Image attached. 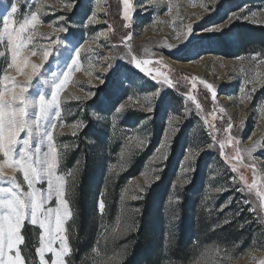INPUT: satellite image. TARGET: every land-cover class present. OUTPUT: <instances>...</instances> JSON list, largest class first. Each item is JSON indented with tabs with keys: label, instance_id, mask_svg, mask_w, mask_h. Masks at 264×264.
Here are the masks:
<instances>
[{
	"label": "rangeland",
	"instance_id": "obj_1",
	"mask_svg": "<svg viewBox=\"0 0 264 264\" xmlns=\"http://www.w3.org/2000/svg\"><path fill=\"white\" fill-rule=\"evenodd\" d=\"M72 2L73 0H20L18 15L14 19L22 20L25 14L30 15L36 11L40 22L35 26L33 43L22 49L18 63L24 73H28L32 64L41 62V49L51 47L49 58L41 69L42 75L33 78V86L29 90L30 94L38 97L41 89L50 93L49 87L42 83L43 80L51 81L53 73L62 78L63 73L69 71L67 66L76 57V48L91 49L82 50L80 56L76 57L77 66L69 72L68 83L60 93L62 102L67 103H62L64 126L60 127L58 124L56 132L61 134L57 136L58 145L71 146L61 163V171L74 169L78 160L85 165L87 160H83L85 158L82 155L92 160L95 168L104 171V180L98 191L94 189L90 195L95 204L99 227L101 228L102 223L115 226L117 216L126 217L127 210L139 208L141 211L135 216L136 227L141 222L155 223L164 238L171 231V245L175 244L178 230L182 226L186 236L193 238L195 246L188 251V262L185 264H200L201 254L205 251L218 253L214 257L215 264H261L264 261V211L260 209L257 190L264 192V151L256 150L249 160L247 153L238 154V149H246L252 141L264 143V112L261 111L264 109V84L261 83L264 81V55L244 53L225 56L222 52L234 44L205 39L194 40L179 51L170 49L168 45L178 44L177 36L183 39L186 26L195 25L199 18L203 19L195 28L197 32L210 26H224L228 17L233 14L241 16L236 22L264 26V0H130L135 16L131 26L127 28V22L122 16V0H78L76 8L70 10L67 5ZM3 14L6 12L0 14V28L3 26ZM93 14L95 23L88 25V19ZM61 17H65V20L61 21ZM62 27L68 31H54ZM129 33L132 35L126 46L124 38ZM33 50L36 54H33ZM0 53L7 54L0 55L2 85L4 69L11 62L6 41L0 43ZM131 55L150 61L145 66V72H140L129 63ZM254 56L255 60L252 59ZM23 57H27V61ZM110 57H115L116 60H111ZM240 57L244 59H238ZM114 63L122 64L128 69V73L122 80V93L112 98L108 111L100 112L94 100L85 97H88L89 92H100L101 95L109 93V87L102 84L101 80L106 79L105 70ZM148 69L152 70L153 75L157 71L169 75L176 84L173 88L165 86L164 99L161 103L152 105V113L139 107L145 95L162 87L145 74ZM257 73L260 74L259 77L256 76ZM9 75L15 76L19 81L26 78L25 75H18L15 68L9 70ZM193 76L197 77L196 81L191 80ZM246 78L252 82L245 84ZM200 80L216 87L215 100ZM193 83L196 84L195 88H192ZM254 87L256 90L252 91ZM241 88L245 89V93L240 91ZM189 94L196 98L201 110L198 111L195 104L187 98ZM245 94L251 98H245L242 102L241 97ZM76 97L80 99L77 100ZM121 104L126 105V108L118 115L113 127L112 116L115 108ZM221 107L224 108V113H220ZM93 111L105 116V120L96 121L92 116ZM171 116L179 119L173 120L169 126ZM79 120H83L87 127L73 137L71 126ZM205 120L208 121L207 125ZM245 120L246 127L241 134V125ZM142 121L146 123L142 124ZM229 122L233 124L231 136L235 138L231 144L227 143L229 134L224 131ZM213 125L216 131H213ZM166 134L172 140L166 163H163L153 157L161 149ZM23 135L22 133L21 136ZM137 135L147 137L146 146L134 149L126 161L122 160L120 153L128 138ZM212 135L216 136L215 142ZM249 136L252 141L248 139ZM89 140L95 144L90 145ZM220 140L225 141L223 157L220 155ZM208 144H213V147L208 149ZM97 147L102 150L98 151ZM74 151L76 157L72 155ZM189 151L198 153L191 163L185 161ZM233 157H242L241 163L236 165L237 172H232V164L226 162ZM253 163L256 166L257 189L249 192L246 184L253 181V169L247 165ZM113 166L110 173L109 169ZM185 166L194 171L185 172ZM161 168L162 172L154 171ZM133 169L137 170V175L125 178L124 175ZM0 170L9 176L16 175L18 182L27 190L26 185H23L22 173L13 172L12 168L3 163L2 156ZM155 175L161 178L155 181ZM146 177L154 182L146 187L144 193H140L136 186H144ZM185 180L189 183L183 184L182 181ZM108 184L112 187L111 190H108ZM106 185L105 197L109 198L111 192L117 196L113 206L109 198V209L101 220L97 212V199ZM38 187L46 189V182H41ZM215 188L226 190L219 193L209 191ZM237 188H245V191L238 192ZM125 189L142 198L126 201L122 205L120 197ZM174 193L181 197V203L178 206L179 220L170 229V219L176 215L177 210L175 207L169 209L167 204ZM205 196L209 197L206 202ZM244 200L249 203L244 204ZM54 204L53 200L51 205ZM122 208L125 210L123 214ZM226 220L229 222L224 223ZM101 230L103 232V228ZM25 232L31 242H34L31 245L35 251V247L39 246L40 229L26 222ZM126 235L111 239L114 251L108 256H102L103 264L109 257L125 251ZM101 240V237L98 238L99 242ZM26 242L27 249L22 247V251L28 264H39L38 256L35 254L36 257H33L28 240ZM46 259L50 264L51 255L46 254ZM166 264L182 263L170 261Z\"/></svg>",
	"mask_w": 264,
	"mask_h": 264
},
{
	"label": "snow or ice",
	"instance_id": "obj_2",
	"mask_svg": "<svg viewBox=\"0 0 264 264\" xmlns=\"http://www.w3.org/2000/svg\"><path fill=\"white\" fill-rule=\"evenodd\" d=\"M10 3V10H8V4ZM20 0H0V10L6 12L2 15L3 26L0 28V43L6 41L7 53L11 54V62L7 63L4 69L3 81L0 85V156L3 157V163L12 168L13 172H20L23 176V185H26L27 190L20 182H18L16 175L9 176L0 170V264H28L27 258L22 251V247L27 249L26 238L23 235L26 222L31 226H38L39 232V246L35 247V254L38 256L39 264H49L46 259V254L51 255L50 264H70L69 257L72 255L73 249L70 244V239L75 237V232L70 234L67 225L74 223L77 217V210L73 206V201L76 196V188L79 181V174L82 168L81 161L76 162L74 169L68 171H61V163L66 153L70 150V145H58L57 136L61 135L56 132L58 124L63 127V113L62 103L67 101L61 100L60 93L65 85L68 83L69 72L73 67L77 66L76 57L80 56L82 50L91 51V49L76 48V57L72 58L71 64H68V70L63 73L61 78L58 74L53 73V79L51 81L45 79L42 83L49 87V91L44 89L39 90L38 97L35 94H30L29 90L33 86V78L42 75L41 69L44 67V62L48 60L49 53L52 51L51 47L42 48V59L39 64H32L31 71L24 73L23 68L18 63V58L21 56V51L27 45L33 43V36L35 35L34 29L40 17L36 11L29 14H25L22 20H15L14 17L18 15V5ZM123 3V19L127 22L125 27H130L135 13L132 9V3L130 0H122ZM78 4V0H73L67 7L70 10H74ZM207 7V5H205ZM0 12V14H2ZM171 12V7H169ZM95 14L89 17L87 24L92 25L95 23ZM241 18L233 14L228 17V22L224 26H210L202 28L200 32L195 30L196 26L200 24L203 18H199L196 24H188L186 26L187 31L183 33V39L177 36L178 44L168 45L170 49H176L179 51L181 48L192 44L194 40H214L217 42H223L228 44H235L241 38L238 34L232 32V25ZM245 19H247L245 17ZM61 21L65 20V17L60 18ZM56 32L68 31L67 28L54 29ZM132 33H129L124 38L125 45H129ZM59 43V41H54ZM129 52L131 48L129 46ZM33 54L35 50H33ZM0 55L6 56V53H0ZM27 61V57H23ZM111 60H116L115 57H110ZM243 60V57L238 58ZM253 60L256 57H252ZM129 63L140 72H145V66L150 61L147 59H138L135 55H131ZM156 63H160L156 61ZM223 66V65H221ZM15 68L18 75H25L24 81H19L15 76L9 75V70ZM241 71L244 69L241 67ZM106 79L101 80V83L109 87V93L101 95L100 92H89L88 97L85 99L94 100L95 106L100 112H106L112 102V98L118 97L122 93V80L126 77L128 69L120 63H114L105 70ZM154 81L161 84V88L157 91L145 95L143 103L139 105L141 108H145L146 112L152 113L154 107L152 105L159 104L163 101L165 96V86L167 88H173L176 86L174 81L169 75L157 71L153 75L152 70L148 69L145 73ZM259 73L256 74L259 77ZM192 81H196L197 77H191ZM252 81L245 79L244 83H250ZM178 83V82H177ZM201 84H204L205 88L211 92L213 100L217 95L216 87L204 80H200ZM264 84V81H261ZM196 84H192V88H195ZM255 87L252 91H255ZM242 93H245V89L241 88ZM194 104L196 109L201 110V105L196 102V98L192 95L187 97ZM251 97L247 94L241 97V101ZM79 100V97H76ZM126 105L121 104L115 108V113L112 116V125L115 127L116 120L119 114L123 113ZM220 113H224V108L219 109ZM264 112V109L261 110ZM93 118L96 121L105 120V116L98 115L96 111L92 113ZM179 117L171 116L168 120L169 126L172 125L173 120H178ZM142 124L146 121H142ZM208 121L205 120V125ZM73 131L71 135L76 137L78 132L87 127V124L83 120L77 121L71 126ZM213 131H216L213 125ZM246 127V120L242 122L241 134H243ZM233 124L229 122L224 129L229 134L227 143L231 144L235 140L231 136V130ZM139 131V130H138ZM24 134L23 137L21 134ZM248 139L252 141V137ZM172 137L165 135V139L162 141L161 149L157 150L153 159L166 163L168 156V149ZM212 140L216 141V136L212 135ZM148 140L146 136H133L129 137L125 145V148L121 150V159L126 161L128 156L134 149H142L146 146ZM90 145H94L95 142L89 140ZM238 143V141H237ZM213 144H208L207 148L211 149ZM220 155L225 156L224 148L225 141H219ZM98 151L102 149L97 147ZM256 150L264 151V143L261 141H252L251 145L246 149H238V154L246 152L248 159L251 160ZM198 153L189 151L185 157V161L188 163L193 162L197 158ZM242 157H233L232 160L226 162L232 164V172H237V164L241 163ZM248 167L253 169V181L251 184H246L247 191L251 192L253 189H257L255 164H249ZM114 166L109 169L110 173L113 171ZM185 172L194 171L188 166H185ZM154 171L162 172L163 169ZM151 175V174H150ZM161 177L155 175V181H158ZM243 179V177H241ZM46 182V189H41L38 184ZM154 182L153 179L146 177L144 180V186L137 185L140 193L146 191V187H150ZM183 184L189 183V181H182ZM7 186H4V185ZM226 189L215 188L209 189L219 193ZM107 191V185L105 190L98 194L97 199V212L99 213L101 220H103L106 211L105 194ZM236 191L243 193L245 188H237ZM257 195L260 197V209L264 211V192L257 190ZM142 196L136 193H130L128 189H125L121 193V204L124 205L126 201L139 200ZM209 199L205 196L204 201ZM55 201L54 206L51 205L52 201ZM231 202V201H230ZM181 203V197L177 194L169 197L167 207L169 209L175 207L177 212L170 219L169 228L171 229L174 222L179 220V208ZM244 204H248V200L243 201ZM221 207V211L223 210ZM124 209H121L122 214ZM128 215L117 216L115 226L102 223L100 236L105 241L109 239H117L121 236L136 229L135 216L140 213L139 208L129 209ZM229 221H224L228 223ZM216 227V226H214ZM172 232L169 231L165 235V245L171 243ZM58 245V247H57ZM96 252V248L92 249ZM218 255L216 252L205 251L201 254L200 264H215L214 257ZM126 258V252L124 250L109 257L104 264H120V261ZM35 264V262H33ZM264 264V261L261 262Z\"/></svg>",
	"mask_w": 264,
	"mask_h": 264
},
{
	"label": "trees",
	"instance_id": "obj_3",
	"mask_svg": "<svg viewBox=\"0 0 264 264\" xmlns=\"http://www.w3.org/2000/svg\"><path fill=\"white\" fill-rule=\"evenodd\" d=\"M232 32L238 34L241 38L231 48L227 47L223 53L225 56H236L244 53H257L264 55V26H255L245 22H235L232 25ZM82 140V139H81ZM85 143V142H83ZM83 145V144H82ZM87 154V146H85ZM81 148V147H80ZM84 148V147H83ZM81 148V149H83ZM84 151L82 153H84ZM75 152L72 154L75 156ZM76 157V156H75ZM83 160H87L85 165L80 170L79 181L76 188V196L73 201V206L77 210V217L74 223L67 225L70 234L75 232V237L70 239V244L73 249L72 255L68 258L70 264H103L102 256H108L114 251V244L111 239L100 242V234L102 232L99 227L98 215L95 210V204L90 195L94 189L98 191L99 186L103 182L104 171L101 168H95L94 162L82 155ZM89 157V156H88ZM95 168V170H94ZM132 169V168H131ZM137 175V170H129L124 177L131 178ZM112 187L108 184V190ZM114 193V192H113ZM116 193V192H115ZM109 194L110 204L115 205V197ZM93 196V195H92ZM105 198L106 212L109 209V198ZM114 208V207H113ZM24 236L28 240L29 248L33 251L32 255L35 258L34 248L32 249L31 238L26 236L24 228ZM161 230L155 223L145 224L141 222L135 230L126 235L125 252L126 258L120 261V264H166L170 261H178L185 264L188 262L186 255L190 249L195 246L192 239L186 236V231L183 226L178 230L176 242L174 245H164ZM156 238V241L153 240ZM96 248V252L92 249ZM186 253V254H185Z\"/></svg>",
	"mask_w": 264,
	"mask_h": 264
}]
</instances>
